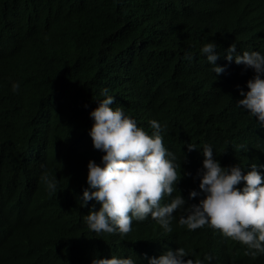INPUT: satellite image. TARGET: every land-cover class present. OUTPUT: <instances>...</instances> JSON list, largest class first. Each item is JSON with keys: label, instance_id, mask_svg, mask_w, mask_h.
Returning <instances> with one entry per match:
<instances>
[{"label": "trees", "instance_id": "obj_1", "mask_svg": "<svg viewBox=\"0 0 264 264\" xmlns=\"http://www.w3.org/2000/svg\"><path fill=\"white\" fill-rule=\"evenodd\" d=\"M208 42L219 46V76L202 53ZM234 43V55H264V0H0V264H149L177 248L203 264H264V254L245 255L219 230L181 227L182 209L171 233L149 217L122 238L91 231L84 216L100 205L82 207L88 162L104 155L89 133L105 88L110 107L149 135L150 121L162 126L181 173L162 205L179 194L185 207L203 198L189 193L200 192L205 145L221 167L246 174L255 163L264 175L263 126L237 106L255 73L225 59ZM43 175L56 177V193Z\"/></svg>", "mask_w": 264, "mask_h": 264}, {"label": "clouds", "instance_id": "obj_2", "mask_svg": "<svg viewBox=\"0 0 264 264\" xmlns=\"http://www.w3.org/2000/svg\"><path fill=\"white\" fill-rule=\"evenodd\" d=\"M218 47L215 42H208L202 48L217 76L225 71L224 67L215 66L220 58ZM236 51V44L230 45L225 59L229 62L234 59L237 65H244L255 73L247 81L248 91L245 93L240 89L243 99L237 101V106L247 109L264 130V55L258 51L234 55ZM185 59L191 60V53H186ZM19 87L18 82L13 83L12 91L17 92ZM101 94L106 98L90 112L94 123L89 135L94 149L104 155L100 164L94 160L88 162L89 187L83 191L82 197V207L90 201L100 205L99 210L93 207L84 216L91 231L97 235L118 233L123 238L131 232L133 220L142 222L151 217L165 233H171L173 214L182 209L186 216L179 218L181 227L195 231L207 225L219 230L225 238L246 245L249 251L245 255L256 258L258 254H264V175L258 171L257 164H252L246 174L239 165L221 167L212 147L205 145L203 168L197 173L200 192L193 190L189 193V199L197 198L201 193L203 198L185 207L186 201L179 194L170 203L162 205L166 196L172 197L178 190L176 185L181 173L177 172L175 155L163 144L161 124L150 121L154 131L149 135L124 114L123 107H110L115 99L108 95L107 88ZM187 148L189 152L197 150L190 143ZM41 180L50 194L57 192L56 177L50 179L43 175ZM242 181L245 186L241 189L238 185ZM205 260L210 261L211 257L205 256ZM92 264H134V261L112 257L93 259ZM149 264H203V261H194L184 248H177L158 258H150Z\"/></svg>", "mask_w": 264, "mask_h": 264}]
</instances>
